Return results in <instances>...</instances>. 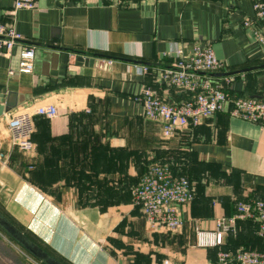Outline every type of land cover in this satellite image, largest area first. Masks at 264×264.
<instances>
[{
	"label": "crops",
	"instance_id": "0c3cea01",
	"mask_svg": "<svg viewBox=\"0 0 264 264\" xmlns=\"http://www.w3.org/2000/svg\"><path fill=\"white\" fill-rule=\"evenodd\" d=\"M254 1L36 0L34 9L12 11L13 0H0V22L21 35L0 49V103L14 105L9 112L58 108L34 118L30 151L12 145L8 112L0 117V212L63 264H216L217 248L199 247L196 230L234 216L239 201L264 200V123L231 115L228 101L164 139L136 97L149 86L171 103L188 98L161 71L178 47L199 41L225 62V74L207 75L230 98L264 99V54L242 24L253 19ZM25 46L34 48L31 73L18 71ZM78 55L95 64H79ZM154 161L194 189L176 231L151 229L132 202ZM222 248L264 249V233L238 219ZM0 264L44 263L0 228Z\"/></svg>",
	"mask_w": 264,
	"mask_h": 264
},
{
	"label": "built area",
	"instance_id": "2783aa9c",
	"mask_svg": "<svg viewBox=\"0 0 264 264\" xmlns=\"http://www.w3.org/2000/svg\"><path fill=\"white\" fill-rule=\"evenodd\" d=\"M36 0H13L12 11L34 9ZM253 19L246 18L242 24L248 28L253 40L264 54V0L253 2ZM21 35L11 23L0 22V49L9 51ZM174 63L164 67L161 79L170 87H181L190 93L189 97L171 103L159 96L149 86H143L136 97L142 104L146 119L160 125L161 137L171 138L189 126L198 125L203 119L222 111L224 103L230 102V114L255 123H264V99L235 97L225 92L223 86L207 73L222 71L225 62L219 59L209 42L196 41L185 51L178 47L173 53ZM18 71L31 73L33 70L34 48L25 46L19 53ZM140 72L147 73L148 67L140 66ZM13 74V70L9 71ZM58 108L53 104L22 106L6 115V124L12 145L20 150L34 148L32 134L34 118H53ZM132 202L138 206L151 229L176 231L182 225L181 209L194 198L191 181L185 175L174 174L166 163H153L142 175L139 183L132 188ZM232 217L216 218L214 229H197L196 243L199 247H215L216 264H264V249L239 248L230 251L222 248L224 237L233 233L238 219H251L258 223L264 233V200L239 201ZM159 264H171L164 258Z\"/></svg>",
	"mask_w": 264,
	"mask_h": 264
},
{
	"label": "water",
	"instance_id": "95a60500",
	"mask_svg": "<svg viewBox=\"0 0 264 264\" xmlns=\"http://www.w3.org/2000/svg\"><path fill=\"white\" fill-rule=\"evenodd\" d=\"M77 61L79 64H84L92 66L95 64L93 57L78 55ZM210 75H223L225 73H208ZM228 74V73H226ZM179 91H185L184 88L176 87ZM14 105L6 102L0 103V117L11 110ZM0 228L6 232L12 239H14L19 245H21L25 250L31 253L34 257L39 259L44 264H63L55 257L51 256L44 249L38 246L35 242H33L28 236H26L20 229H18L15 225H13L1 212H0Z\"/></svg>",
	"mask_w": 264,
	"mask_h": 264
},
{
	"label": "rangeland",
	"instance_id": "374dc122",
	"mask_svg": "<svg viewBox=\"0 0 264 264\" xmlns=\"http://www.w3.org/2000/svg\"><path fill=\"white\" fill-rule=\"evenodd\" d=\"M153 163H162V162H159V161H154ZM153 163H152V164H153Z\"/></svg>",
	"mask_w": 264,
	"mask_h": 264
}]
</instances>
